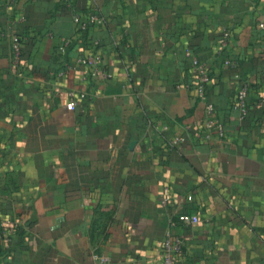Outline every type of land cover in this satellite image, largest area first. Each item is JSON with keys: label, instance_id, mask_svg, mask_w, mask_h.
Here are the masks:
<instances>
[{"label": "crops", "instance_id": "crops-1", "mask_svg": "<svg viewBox=\"0 0 264 264\" xmlns=\"http://www.w3.org/2000/svg\"><path fill=\"white\" fill-rule=\"evenodd\" d=\"M261 22L264 0H0V264H163L167 230L186 264H264Z\"/></svg>", "mask_w": 264, "mask_h": 264}, {"label": "built area", "instance_id": "built-area-1", "mask_svg": "<svg viewBox=\"0 0 264 264\" xmlns=\"http://www.w3.org/2000/svg\"><path fill=\"white\" fill-rule=\"evenodd\" d=\"M68 3H71L73 0H65ZM75 21L80 22L81 28L85 29L88 27L87 22H95L99 21L101 18L96 13H92L88 20H82L79 15L75 16ZM260 26H264V22L260 23ZM226 36L230 35V30L226 29L225 33ZM4 33L0 29V36H3ZM99 42L96 41L95 45H97ZM22 45V38L21 36H13L11 40V50L12 53L17 55L20 52ZM187 55L192 56V52L190 50H187ZM192 64L194 69L196 70L198 77H197V84H198V90L200 97L202 99L206 98V83L210 79V74L206 70L204 63H202L197 57L192 58ZM86 63L94 64L95 58L94 56H89L84 60ZM93 74L96 73V69L92 68ZM252 91V85L250 82H245L237 91L236 96L233 100V105L235 108L239 109L241 112V115L244 116L248 112L249 108V97L250 93ZM71 94H73V91H71ZM70 106L74 105V101H72ZM207 112L209 115H214L216 108L215 105L212 102H207L206 105ZM216 127L220 134H223V125L220 122H216ZM207 137L211 136V133L206 134ZM185 138L183 136H177L171 140L172 144H179L181 141H183ZM189 198L191 196H188ZM164 202L168 201V198L165 197L163 199ZM179 221L183 223H192L198 221V215L194 213H181L178 215ZM161 250H162V259L163 264H186L182 258L183 250H184V240L182 237L173 234L171 231L167 230L165 235L162 238L161 242ZM111 258L106 253H99L97 255V261L95 264H110Z\"/></svg>", "mask_w": 264, "mask_h": 264}]
</instances>
